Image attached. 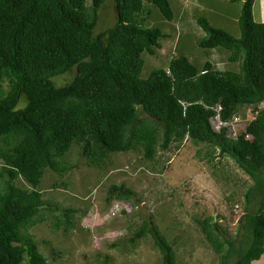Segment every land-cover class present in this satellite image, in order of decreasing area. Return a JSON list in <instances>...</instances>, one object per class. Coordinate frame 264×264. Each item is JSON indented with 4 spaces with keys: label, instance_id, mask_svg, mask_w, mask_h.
Segmentation results:
<instances>
[{
    "label": "trees",
    "instance_id": "16d2710c",
    "mask_svg": "<svg viewBox=\"0 0 264 264\" xmlns=\"http://www.w3.org/2000/svg\"><path fill=\"white\" fill-rule=\"evenodd\" d=\"M105 1L0 0V264H49L30 231L47 204L38 186L47 168H66L58 159L74 144L89 164L101 165L112 152L138 145L153 158L158 144L180 148L185 139L205 143L208 156H230L253 179L245 201L256 207L239 218L245 244L235 248L229 242L235 264H251L264 253V21L254 17L256 0H230L242 2L238 37L205 16L197 19L205 31L199 45L228 49L239 70L218 69L210 60L200 68L179 55L147 77L142 54L155 53L165 33L159 26H143L138 14L148 2L171 20L170 0H113L116 24L94 35ZM74 67L70 82H53V76ZM218 105L223 120L244 105H252L255 115L233 136L227 126L213 127ZM20 177L32 188L15 183ZM111 194L127 200L134 191L120 184ZM73 213L64 208L67 223ZM201 223L221 264H227L220 224L214 216ZM149 224L163 264H176L171 242L153 220ZM146 225L136 237L146 233Z\"/></svg>",
    "mask_w": 264,
    "mask_h": 264
},
{
    "label": "rangeland",
    "instance_id": "374dc122",
    "mask_svg": "<svg viewBox=\"0 0 264 264\" xmlns=\"http://www.w3.org/2000/svg\"><path fill=\"white\" fill-rule=\"evenodd\" d=\"M170 2L174 9L171 20L148 2L138 14L143 26H159L165 33L155 53L142 54V76L147 77L154 68H167L171 58L179 55L188 56L200 68L210 60L218 69L239 70L240 63L228 59V49L208 50L199 45L205 31L197 19L205 16L212 25L238 37L242 2ZM257 6L254 17L257 21L264 20L260 19ZM99 17L94 35L116 24L117 10L113 0L103 3ZM76 73L74 67L65 74L53 76L52 80L56 85H64ZM142 115L150 117L146 113ZM238 115L241 121L236 125L237 135L254 117L253 106L240 107ZM209 150L203 142L185 139L180 148L175 143L167 149L158 144L154 157L149 158L144 148L137 145L127 151L108 154L101 165H91L81 146L74 144L58 159L66 168L59 171L47 168L38 186L47 204L41 207L37 217L40 219L30 231L40 251L49 264H163L162 254L148 231L149 222L153 220L173 245L176 264H221V253L209 241L201 223L214 216L222 229L219 238L225 241L222 252L227 256L226 263L235 264L236 254L230 252L229 242H233L235 248L245 244L239 218L247 209L256 207L253 201L249 204L245 201L253 179L230 156L217 152L208 156ZM15 183L32 188L21 177ZM3 184L0 176V190ZM120 184L134 191L130 199L111 194L112 187ZM65 207L74 210L68 218L69 225L63 214ZM145 223L146 233L136 237V231ZM209 223L211 225L212 220ZM131 237L135 240L131 241ZM251 264H264V253Z\"/></svg>",
    "mask_w": 264,
    "mask_h": 264
},
{
    "label": "built area",
    "instance_id": "2783aa9c",
    "mask_svg": "<svg viewBox=\"0 0 264 264\" xmlns=\"http://www.w3.org/2000/svg\"><path fill=\"white\" fill-rule=\"evenodd\" d=\"M221 109L222 105H218L215 108L216 113L212 116L211 121L213 123V127L216 131H220L222 127L228 126L231 129V135H236V125L241 121V117L236 115L232 119L223 120L221 118ZM246 137H252L250 134H246Z\"/></svg>",
    "mask_w": 264,
    "mask_h": 264
},
{
    "label": "crops",
    "instance_id": "0c3cea01",
    "mask_svg": "<svg viewBox=\"0 0 264 264\" xmlns=\"http://www.w3.org/2000/svg\"><path fill=\"white\" fill-rule=\"evenodd\" d=\"M258 5V6H257ZM260 7L259 12H260V19H264V0H256L254 3V8L255 7ZM253 8V9H254ZM260 21H264V20H260Z\"/></svg>",
    "mask_w": 264,
    "mask_h": 264
},
{
    "label": "clouds",
    "instance_id": "9594fccd",
    "mask_svg": "<svg viewBox=\"0 0 264 264\" xmlns=\"http://www.w3.org/2000/svg\"><path fill=\"white\" fill-rule=\"evenodd\" d=\"M238 115V114H237ZM236 116V115H235ZM239 116V115H238ZM232 119V118H231ZM213 124V123H212ZM228 127V126H227ZM234 136V135H233ZM236 136H237V134H236ZM0 168H1V166H0Z\"/></svg>",
    "mask_w": 264,
    "mask_h": 264
}]
</instances>
